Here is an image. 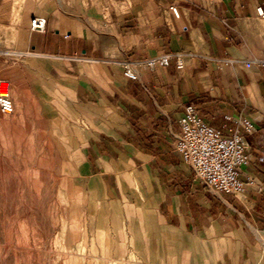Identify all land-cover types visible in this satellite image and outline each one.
<instances>
[{"label":"crops","instance_id":"0c3cea01","mask_svg":"<svg viewBox=\"0 0 264 264\" xmlns=\"http://www.w3.org/2000/svg\"><path fill=\"white\" fill-rule=\"evenodd\" d=\"M259 9L264 0H0L11 115L56 128L79 159L98 264H264ZM164 55L124 76L125 63ZM189 105L224 135L254 123L243 197L207 190L176 151Z\"/></svg>","mask_w":264,"mask_h":264},{"label":"rangeland","instance_id":"374dc122","mask_svg":"<svg viewBox=\"0 0 264 264\" xmlns=\"http://www.w3.org/2000/svg\"><path fill=\"white\" fill-rule=\"evenodd\" d=\"M55 129L0 112V264H98L83 169Z\"/></svg>","mask_w":264,"mask_h":264},{"label":"built area","instance_id":"2783aa9c","mask_svg":"<svg viewBox=\"0 0 264 264\" xmlns=\"http://www.w3.org/2000/svg\"><path fill=\"white\" fill-rule=\"evenodd\" d=\"M172 14L180 17L177 7L170 8ZM258 14L263 17L262 9ZM47 21L44 18H34L31 23L33 32L44 33ZM170 59L169 55L157 59L139 62L137 64H124V76L131 80H138L136 67L155 68L158 64H165ZM178 68L182 62L177 56ZM264 67V63L260 64ZM0 112L11 115L14 112L13 102L8 94L7 86L0 81ZM228 120H232L228 118ZM234 123L242 131H235L232 135H224L202 120L194 106L185 108L180 120V131L175 138V149L182 159L193 169L196 178L211 192L217 194H232L243 197L247 183L242 179V170L249 166L250 160L247 150L246 136L255 131L254 123L245 118H240Z\"/></svg>","mask_w":264,"mask_h":264}]
</instances>
